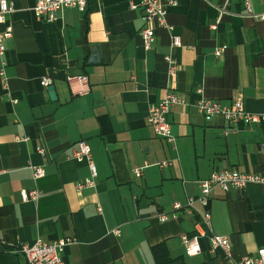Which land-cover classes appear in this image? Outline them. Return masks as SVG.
Wrapping results in <instances>:
<instances>
[{"label":"crops","instance_id":"crops-1","mask_svg":"<svg viewBox=\"0 0 264 264\" xmlns=\"http://www.w3.org/2000/svg\"><path fill=\"white\" fill-rule=\"evenodd\" d=\"M36 1L16 0L2 24L12 34L4 52L7 90L0 89V264H26L21 243L62 237L75 239L62 264H158L152 247L160 244L170 259L161 264L255 256L264 246L260 184L210 194V229L228 237L231 259L210 251L206 237L199 254L187 255L180 236L195 230L200 204H173L196 198L198 181L215 170L264 173V122L204 118L195 106L201 95L222 105L239 98L247 112L264 113V0H248L249 9L245 0H173L149 47L139 35L142 8L129 0H88L82 11L62 9L55 21L34 14ZM172 35L180 45L171 47ZM218 47L224 50L215 56ZM168 54L178 66L173 76ZM68 75L85 76V90ZM42 77L52 79L55 100ZM166 92L184 101L167 115L173 143L146 119ZM79 140L96 169L93 185L82 189L76 185L90 171L72 157ZM31 167L44 175L34 179ZM33 188L37 199L22 201L20 190Z\"/></svg>","mask_w":264,"mask_h":264},{"label":"built area","instance_id":"built-area-1","mask_svg":"<svg viewBox=\"0 0 264 264\" xmlns=\"http://www.w3.org/2000/svg\"><path fill=\"white\" fill-rule=\"evenodd\" d=\"M16 0H0V89L7 90V76L5 73L6 62L4 60L5 41L11 37L12 27L10 25L2 28L5 22V17L12 11L13 3ZM88 0H37L32 9L37 17H42L46 21H55L58 18L59 12L64 8H74L79 11L85 9ZM173 0H129V7L135 8L139 6L143 11V28L139 35L143 40L145 47H149L155 36V29L165 25L166 6L172 5ZM246 7L249 9L248 0H245ZM264 18V13L260 15ZM214 28V26H212ZM180 45L178 36L172 35L171 47ZM224 50V47H218L214 50V55L219 56ZM164 59L168 65V74L173 76L177 70V64L171 54L165 55ZM66 81H78L84 89L86 78L83 75H68ZM40 85L44 88L51 85L52 79L50 77H42ZM200 89L197 90L200 93ZM184 101L181 97L173 92H166L162 99L157 103H152L147 111V123L152 127L154 134L165 140L167 143H173L174 137L171 134L170 123L167 119L170 108L174 105H183ZM196 109L204 118L221 117L228 123L242 122L244 124H260L264 122V113H250L244 109L241 99L233 100L229 105H222L215 100L200 96L195 103ZM42 152L41 148H37ZM262 155L264 157V147L262 148ZM72 157L76 161L87 162L90 178L85 179L76 185L77 189L89 187L93 185L96 176V169L91 160L90 148L88 144L79 140L76 148L73 150ZM166 162L158 163L159 167L166 165ZM144 166H147L144 164ZM32 176L38 179L44 175L42 167H31ZM141 168L133 169L136 176H140ZM258 183L262 186L264 191V173H248L237 170L220 169L213 171L206 179L198 181L199 195L196 198H188L185 205L174 203L173 209L178 210L185 208L186 210L196 209L194 204L198 202L200 208L196 209L200 216V221L195 226V230L191 235L182 234L180 236L181 243L187 255H197L200 253L199 238L206 237L209 242L210 251L214 252L220 249L224 256L228 259L232 258V249L227 236L216 235L210 229V214H209V199L210 194L214 189L221 191H228V189H243L247 184ZM39 191L36 188L20 190V197L22 201L36 200ZM166 215H160V220H165ZM118 234V231H114ZM75 242L74 238L66 237L55 241H44L36 239L32 244L21 243L19 251L24 255L26 264H62L61 254L65 246ZM234 264H264V246L257 249L255 256L245 255L240 259L235 260Z\"/></svg>","mask_w":264,"mask_h":264},{"label":"trees","instance_id":"trees-1","mask_svg":"<svg viewBox=\"0 0 264 264\" xmlns=\"http://www.w3.org/2000/svg\"><path fill=\"white\" fill-rule=\"evenodd\" d=\"M163 248L164 247L161 244L152 247L153 255L155 257L156 263H158V264L166 263L170 260L167 256V254L162 253Z\"/></svg>","mask_w":264,"mask_h":264},{"label":"water","instance_id":"water-1","mask_svg":"<svg viewBox=\"0 0 264 264\" xmlns=\"http://www.w3.org/2000/svg\"><path fill=\"white\" fill-rule=\"evenodd\" d=\"M46 89L49 91V96L52 100H55L56 96H55V93H54V90H53V86L52 85H49L46 87Z\"/></svg>","mask_w":264,"mask_h":264}]
</instances>
